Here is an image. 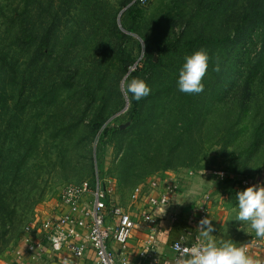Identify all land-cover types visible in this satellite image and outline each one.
Instances as JSON below:
<instances>
[{"label": "rangeland", "instance_id": "1", "mask_svg": "<svg viewBox=\"0 0 264 264\" xmlns=\"http://www.w3.org/2000/svg\"><path fill=\"white\" fill-rule=\"evenodd\" d=\"M199 49L204 89L180 93ZM133 78L150 87L139 101ZM95 173L124 204L139 182L175 179L187 224L204 201L217 242L264 249L234 219L236 191L264 185V0H0V264Z\"/></svg>", "mask_w": 264, "mask_h": 264}, {"label": "built area", "instance_id": "2", "mask_svg": "<svg viewBox=\"0 0 264 264\" xmlns=\"http://www.w3.org/2000/svg\"><path fill=\"white\" fill-rule=\"evenodd\" d=\"M178 189L175 179L158 175L135 184L128 193V203L123 205L114 196V180L95 173L92 181L64 186L56 210L38 223L26 224L21 241L33 260L50 253L59 254L61 263L77 264V259L91 249L93 264H167L158 256L157 235L161 229L157 210L167 206ZM206 211L204 201L199 202L198 220L205 217ZM76 225L82 227V234L77 233ZM136 229L143 233V239L136 248V259H131L128 251ZM61 232L65 239L59 248H54L50 238ZM199 242L197 234L191 239L180 235L171 242L174 263L180 264L186 255L184 249ZM244 247L251 254L259 251L254 244ZM62 251L66 253L61 254ZM14 264H23L19 250L14 253Z\"/></svg>", "mask_w": 264, "mask_h": 264}, {"label": "clouds", "instance_id": "3", "mask_svg": "<svg viewBox=\"0 0 264 264\" xmlns=\"http://www.w3.org/2000/svg\"><path fill=\"white\" fill-rule=\"evenodd\" d=\"M209 54L205 49H199L186 55L178 71L176 87L180 93L199 94L204 89L203 78L209 66ZM219 71V65L213 68ZM124 94L131 100L139 101L150 93V87L144 80L133 78L123 86ZM223 175V173H219ZM236 221L247 225L256 237L264 239V185L259 182L235 193ZM200 242L191 248L184 249L186 255L180 264H258L248 255L243 245L233 240L217 242L212 234L214 226L208 217L201 218L196 228ZM54 248H59L64 234L58 233L51 238Z\"/></svg>", "mask_w": 264, "mask_h": 264}, {"label": "crops", "instance_id": "4", "mask_svg": "<svg viewBox=\"0 0 264 264\" xmlns=\"http://www.w3.org/2000/svg\"><path fill=\"white\" fill-rule=\"evenodd\" d=\"M189 186H181L176 191L175 195L171 199L170 203L157 210L158 212V222L160 226V232L157 235V249H158V256L160 261H165L167 264H175L173 261V251L170 248L171 242L177 238L179 235V231L175 230V225L179 226V224L187 223V219H192L188 217L191 214L192 207L191 203L189 202ZM128 198V195H127ZM126 205V203H121ZM176 223V224H175ZM76 231L78 234L83 233V229L80 225L75 226ZM191 239L192 237H187ZM143 239V233L136 229L133 232V237L130 241V248L128 251V256L131 259H136V248L141 243ZM17 250L23 256V264H64L61 263L58 258L60 257L59 254L51 255L50 253L44 254L43 257L39 259H30L28 257L24 244L22 243ZM66 251H62L61 254H65ZM249 256L253 258L254 261H257L258 264H264V249H259L257 253L247 252ZM94 255L91 249L86 250L84 255L77 259V264H93Z\"/></svg>", "mask_w": 264, "mask_h": 264}, {"label": "trees", "instance_id": "5", "mask_svg": "<svg viewBox=\"0 0 264 264\" xmlns=\"http://www.w3.org/2000/svg\"><path fill=\"white\" fill-rule=\"evenodd\" d=\"M262 1L263 0H261V4H262ZM117 36L120 37V34L117 35ZM174 228H175V230H178L179 231V235L177 236V238L180 235H186V237H193L194 235H196L198 233V230L196 229V226L193 225V224H189V223L188 224L187 223L179 224V226H176L175 225ZM177 238H175L174 240H176Z\"/></svg>", "mask_w": 264, "mask_h": 264}]
</instances>
